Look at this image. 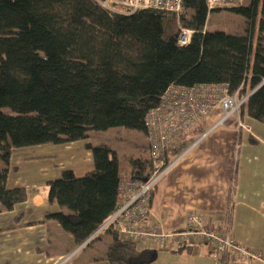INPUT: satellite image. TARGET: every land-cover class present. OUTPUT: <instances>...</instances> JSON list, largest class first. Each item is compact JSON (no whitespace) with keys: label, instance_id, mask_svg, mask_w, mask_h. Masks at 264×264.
Wrapping results in <instances>:
<instances>
[{"label":"trees","instance_id":"16d2710c","mask_svg":"<svg viewBox=\"0 0 264 264\" xmlns=\"http://www.w3.org/2000/svg\"><path fill=\"white\" fill-rule=\"evenodd\" d=\"M221 8L243 18L235 32L207 28L210 10L204 0H181L178 12H119L100 0H0V210L27 199L26 188L6 186L14 148L85 139L90 129L142 131L141 154L128 156L127 174H121L109 144L86 143L93 168L80 176L65 168L48 181L47 200L60 209L46 218L65 228L80 247L116 210L120 180L143 181L151 174L145 118L171 84L224 83L229 93L247 95L240 116L264 124V0ZM181 28L191 31L185 45L178 44ZM205 123L167 148L164 163L203 134ZM239 136L234 131L233 147ZM236 173L233 154L225 224L232 217ZM15 220H21L20 213ZM103 232L110 240L99 258L109 264L153 259V249L121 240L111 225L84 246ZM234 258L223 254L220 264Z\"/></svg>","mask_w":264,"mask_h":264},{"label":"crops","instance_id":"0c3cea01","mask_svg":"<svg viewBox=\"0 0 264 264\" xmlns=\"http://www.w3.org/2000/svg\"><path fill=\"white\" fill-rule=\"evenodd\" d=\"M241 117L245 127L239 136L230 222L225 224L233 119L206 131L171 160L151 196L150 212L159 230L168 233L187 229V212L195 211L201 223L193 227L227 226L232 236L263 256L253 261L234 258L228 264H264V124ZM82 142L21 149L14 160L12 154L6 186L26 188L27 199L0 210V264H109L99 257L110 237L97 250L89 251L88 245L75 248L72 235L46 218L60 209L47 200L48 181L58 177L56 167H68L79 176L93 168L92 155L83 150ZM18 213L21 220L16 222ZM150 249L154 254L149 264H215L202 244L184 248L169 242Z\"/></svg>","mask_w":264,"mask_h":264},{"label":"built area","instance_id":"2783aa9c","mask_svg":"<svg viewBox=\"0 0 264 264\" xmlns=\"http://www.w3.org/2000/svg\"><path fill=\"white\" fill-rule=\"evenodd\" d=\"M100 2L105 7L119 12L143 8L178 12L181 9V0H100ZM204 2L209 10L219 9L226 4L244 3L243 0ZM190 33L189 29L181 28L178 44L185 45ZM246 97L247 95L239 98L238 91L229 93L224 83L169 85L161 95L159 103L147 112L145 118L148 152L152 160L151 174L143 181L131 178L120 180L116 210L79 248L102 229L111 225L121 240L134 242L141 247L157 249L165 247L169 242L190 246L202 244L206 246L215 264H220L222 255L227 253L247 261L263 259L259 252L232 236L226 227H193L201 223V218L195 211H189L186 216V224L189 226L187 229L168 233L159 230L149 213L150 190L172 164L171 162L165 164L161 157L166 149L176 146L180 138L199 122L205 121L206 116L216 106L224 112L218 123H222L223 119L231 115H237L238 119L240 107ZM237 122L238 126H241L240 121Z\"/></svg>","mask_w":264,"mask_h":264},{"label":"rangeland","instance_id":"374dc122","mask_svg":"<svg viewBox=\"0 0 264 264\" xmlns=\"http://www.w3.org/2000/svg\"><path fill=\"white\" fill-rule=\"evenodd\" d=\"M243 1H244V3H247V0H243ZM109 6H111V5L109 4ZM229 7H230V5H229ZM241 20H243V18L240 15H238V14H236V13H234L228 9L220 8V9H216V10H212V11L210 9V12H209V15L207 18V28L209 30L219 29V30H224L227 32H235V29L238 28L239 21H240V23H242ZM3 110L7 113L10 112V110L8 108H4ZM223 114H224V112L222 109H220L218 106L214 107L211 110V113L208 116H206V119H205L206 123L205 124L208 126V129L206 131L213 130V129L221 127V126H225L227 121H230L231 119H233L232 120V128L234 131L237 130L235 132L240 134L242 129H243L242 117L239 116V118L237 119V115H231V116L223 119L222 123H218L219 119L223 116ZM238 120L240 121L241 126H238V122H237ZM203 134H201V135H203ZM87 135H88L87 138L80 139L83 141L82 142L83 150L91 153V149L86 146V143H91V144L96 145V144H99L98 142H104V143L109 144L110 147L113 149V151H115V153L118 156V160H119V164H120V168H121V174L122 173H126V174L128 173V170H129L128 156L140 155L141 154L140 153V151H141L140 145L144 144V142H145V134L142 133V131H138L135 129H129V128H125V127H109L107 129H90V130H88ZM77 141H79V140H77ZM192 143H191L190 147L194 144V143L193 144ZM44 145H50L51 146V145H58V144L48 142V143H41V144H35V145H29V146L14 148L12 150V154L14 153L13 160L16 158V155L19 154L18 151H20L21 149H33L35 147H37V149H39V148L44 147ZM238 145H239V142H238V144L235 145V147H233L232 155L234 154V157H237ZM188 149H189V147L186 148L185 150L183 149L184 152L183 151L182 152L185 153V152H187ZM12 154H11V157H12ZM75 155H76V153L74 152L72 154V156H75ZM231 158H232V156H231ZM10 160H11V158H10ZM62 168H68V167H60V166H58V168L56 167V171L58 172V176L61 173L60 170ZM163 176L164 175H162L161 178H159L155 184H158V182L162 179ZM47 190H48V186H47ZM149 213H150V217H151L152 222L154 224H156L153 221V218L151 216L150 205H149ZM188 213H189V211L187 212V214ZM62 229L64 230L65 228L62 227ZM65 231L67 232V230H65ZM109 237H110V235L107 232L101 233L97 238H95L86 247V249H88L89 251L97 250L96 247L100 248L101 245H103L104 241L106 239H108Z\"/></svg>","mask_w":264,"mask_h":264}]
</instances>
